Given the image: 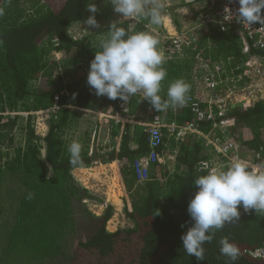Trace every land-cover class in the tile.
<instances>
[{"label":"trees","instance_id":"16d2710c","mask_svg":"<svg viewBox=\"0 0 264 264\" xmlns=\"http://www.w3.org/2000/svg\"><path fill=\"white\" fill-rule=\"evenodd\" d=\"M93 2L0 0L4 9V15L0 16V264H233L220 253L219 241L225 236L239 248L235 264H264L246 254L264 244V213L254 210L245 213L243 208L239 209L238 222L226 223L215 231L210 243L204 244V261L198 262L184 251L181 236L192 224L187 206L197 190L196 178L206 174L199 170V163L210 157L209 149L198 136L188 134L176 140L163 130L167 137L158 152L170 139L172 147L177 149V172L164 183L153 178L151 171L150 179L137 183L133 163L150 152L148 133L144 129L138 132L129 125L122 128L119 147L106 146L100 154H90L84 147L80 154L82 163H69L68 147L72 140L67 135L78 119L74 110L66 107L88 109L99 96L87 85L88 72L75 81H65L55 71L73 65L89 70L108 26L79 39H74L69 29L91 15L87 7ZM100 2L96 5L95 19L109 21L111 1ZM146 23L149 21L143 19L132 28L115 24L129 31H145ZM54 53L60 54L61 60L57 61L61 66ZM252 56L261 58L264 64V51L250 49L244 53L235 30L213 29L200 35L183 57H171L162 65L167 71L161 82L163 99H167L170 82L182 78L190 85L183 106L156 111L143 100L142 92L132 96L129 105L136 108L143 104L151 118L158 116L177 126L191 124L203 134L213 124L227 122L232 130L245 136H242L241 156L264 158L261 135L264 99L230 105L223 116H218V109L212 106L215 120H198L196 113L208 107L204 89L195 88V79H202L199 65L212 66L230 58L233 81L241 83L248 80L245 65ZM37 81H40L38 86L34 84ZM103 99L110 105L118 98L110 100L103 96ZM54 104L59 110L50 114L43 138L35 135L30 116L24 127L18 123V116L4 115L47 110ZM15 131H25L28 140L24 146L16 145ZM97 161L120 166L118 175L123 183L119 181L118 186L120 192L127 194L124 213L128 226L115 232L106 229L110 208L99 216L85 209L77 213L81 202L90 196L71 173L77 168H89ZM28 193H32V199H27Z\"/></svg>","mask_w":264,"mask_h":264},{"label":"clouds","instance_id":"9594fccd","mask_svg":"<svg viewBox=\"0 0 264 264\" xmlns=\"http://www.w3.org/2000/svg\"><path fill=\"white\" fill-rule=\"evenodd\" d=\"M235 2L238 4L235 10L238 22L249 26L264 24V0ZM111 5L113 11L121 17L145 19L153 25L162 22L163 4L160 0H111ZM87 10L91 15L83 24L99 28L95 19L98 11L96 4L90 3ZM3 15L4 9L0 7V16ZM227 16L228 20L233 18L229 9ZM158 44V39L150 32L129 31L111 23L105 37L99 42V50L90 61L87 85L96 96H106L110 100L119 98L124 102L142 92L143 100L156 111L170 106H183L190 85L182 78L170 82L166 100L160 95L161 82L166 78L167 71L162 66L164 58ZM81 150L82 145L77 141L69 145L71 165L82 163ZM194 183L197 190L187 206L192 224L181 236V240L184 251L202 262L205 260L204 244L210 243L215 231L222 229L226 223L238 222L240 208L245 213L250 210L264 213V162L250 167L247 161L237 158L227 168L210 167ZM27 199H32V193H28ZM219 243L221 255L235 264L239 248L227 236L222 237Z\"/></svg>","mask_w":264,"mask_h":264},{"label":"built area","instance_id":"2783aa9c","mask_svg":"<svg viewBox=\"0 0 264 264\" xmlns=\"http://www.w3.org/2000/svg\"><path fill=\"white\" fill-rule=\"evenodd\" d=\"M168 1L170 2L164 4L165 6H169L175 0ZM177 1L183 3L182 5L186 7H190L199 2H204L205 7L200 10L201 13L199 14V17L197 18L193 28L185 34H178L176 30L169 32L167 31L168 27L163 24L164 34L163 36H161V41L162 43L167 44L166 52L164 53L169 56L168 59H170L171 57H183L186 50L197 42V39L200 35L203 36L205 34H208L213 29L219 31H225L227 29L235 30L236 35L239 39H241L244 53H248L250 49H259L264 51V24H254L252 26H249L246 23L238 22L235 18V10L238 8V4L235 2V0H232L231 3L229 2V0ZM227 9L231 10L233 14V18L231 20H228ZM262 13H264V10H262ZM171 29H173V27ZM156 34L158 35L159 41L160 36L158 33ZM54 55H57V53H54ZM197 56L196 58L198 59L199 55ZM250 58L251 57L247 59V63L245 65L246 77L248 79H250L251 74L256 75L257 73L256 70H254L255 72H250L252 65V60H250ZM228 59L224 62L229 68L227 72L225 70L224 64L221 63L222 61L212 66L204 65V67H201V65H199L198 69L199 71L201 70L200 73H202V80L205 81V89L209 90V92L211 89L225 88L224 86H226L229 82L228 78L232 76V70L230 69L229 64H232V59ZM233 82L236 83L235 81ZM225 91L226 94L224 96H219V94H212V97H210L211 99L207 98L208 107L205 109V111L196 112L198 115V120H215V111L212 106H215L216 109H218V116H223L225 115L230 105H236L237 102L241 99H243L246 103H254L260 101L261 99H264L261 96V99L257 100L254 97V94L249 92L247 88L233 87L230 89H226ZM232 95L234 96V98ZM230 96H232L233 99L230 98ZM128 105L129 100L127 102H124L118 99L116 110H111V112H108L107 115H103V117H107V119L114 120L115 122L121 121L122 114H128ZM66 108H70L72 110L74 109L73 107L69 106ZM58 110L59 107L54 104L52 108L47 110L18 113L6 112L4 115L15 117L18 114H22L27 119L28 115L53 114ZM142 127L148 133L147 141L150 152L144 156L138 157L133 163V169L137 183H143L150 179L149 174L152 166L156 164H164L163 153H160V151L158 152V150L162 146V142L165 137H167L165 133H169L170 137L174 136L176 140L181 139L188 134L198 137L200 136L201 138H203L206 147L209 149L210 157L209 159H206L199 163V170L201 172L207 173V170L210 167L227 168L231 164V162L237 158L247 161L250 167H254L256 164L264 162V158H261L259 155H256L255 157H246L240 155L239 151L242 147L241 141L239 140V138L237 140L235 138L236 136L234 137L230 134V125L224 121H221L218 124H213L212 129L205 134L199 132L196 127L191 124L185 126L168 124L167 122H165V119L158 116L152 117V119L148 123L143 124ZM163 130H165L166 132L164 133ZM213 155L219 157L215 159L219 160V163H215L214 157H212ZM100 175L103 176L104 179H107L105 183H102L99 179L97 181V184L100 185H105L112 177L111 173H103ZM246 254L253 261L264 262V244L261 247L249 250Z\"/></svg>","mask_w":264,"mask_h":264},{"label":"rangeland","instance_id":"374dc122","mask_svg":"<svg viewBox=\"0 0 264 264\" xmlns=\"http://www.w3.org/2000/svg\"><path fill=\"white\" fill-rule=\"evenodd\" d=\"M93 1L95 2L96 5L101 3L100 0H93ZM160 2L163 4L162 19L168 25V29L173 27V29L171 30L172 31L176 30L178 34H185L189 30H191L197 18L199 17V14L201 13L200 10L205 7L204 2H199L190 7L183 6L182 5L183 3L177 0L173 1L169 6L164 5L170 2L168 0H160ZM111 12L112 15L109 18V21L97 19L100 25L99 28H90L89 26L83 24L82 22L77 26H74L73 28L69 29V33L72 35L74 39H79L97 33L100 30L107 28V26H109L111 23H116V24L120 23L121 25L123 24V26L127 24L129 27L131 26L133 27L135 24L142 22L143 20V19H130V18L121 17L119 14L115 13L113 9ZM155 26L157 25H153L149 22L146 23V26L144 28L146 32H150L151 34H153L154 32L152 30L153 27ZM154 34L158 39V35L156 33ZM163 34L164 32L159 33V36H163ZM166 47H167L166 44H162L161 37H159L158 49L162 54L164 61H166L169 58V56L164 53L166 52ZM60 57H61L60 54L54 55L56 61L57 60L60 61L61 60ZM250 60H252L250 72H255L254 70L257 71L256 75L254 74L250 75V79L245 80L241 83H234L233 80H235V77L230 76L228 78L229 82L226 85L227 87L224 86L225 88L211 89L210 92L209 90L205 89L206 86L204 80L201 79L200 81H198L195 79L196 82L195 88L198 90L200 87H202L204 89L205 94L208 95V99H211L210 97H212V94L213 95L219 94V96H224L226 94L225 90L233 87L247 88L249 92L254 94V97L257 100H260L261 96L264 98L263 60L259 57H253V56L250 58ZM224 62L225 61H222L221 63L224 64L225 70L227 72L229 68L227 67V64H225ZM59 64L61 66L60 62ZM230 65L231 63L229 64V67ZM88 71H89L88 68L85 66L73 65L67 68L66 70H63L62 67H59V69L56 70L55 72L59 73L58 75L56 74V76L63 78L65 81H75L77 80L76 78L83 77V75L85 74L84 72H88ZM50 74L51 73H48L47 75ZM34 84L38 86L40 84V81L39 83L37 81ZM203 89L201 90V92H203ZM232 96H230V98H232ZM73 110L77 115L78 121L76 127L69 130L71 132L69 133V135H67V138H69V140L70 139L72 140V141L70 140L71 142L77 141L82 145V148L87 147L88 152L90 154L93 153L100 154L101 151H103L104 147L113 146L112 143H114V137H116L119 132L116 129L117 126L114 125L115 123L110 122L111 120L107 119V117H103V115H107V113L111 112V110H116V103H112L109 105L103 99V96H99L92 101L88 109L79 110L78 108H74ZM17 116L19 117L18 123L19 124L22 123L23 126L25 127L26 117H24L22 114H18ZM29 116L31 118L30 124L33 127L35 135H37L40 138H43L48 130V120L50 119V114L28 115V117ZM230 134L233 135L234 137L236 136L235 138L237 140L239 138L240 141H242V136L245 137L242 134V132L237 133L236 131L232 130V128H230ZM167 135L169 136V133H167ZM261 135L263 136L264 139V130L262 131ZM13 137L16 145L19 146L21 145L24 146L26 144L25 142H27L28 140L26 138L25 131H23V133H19L18 131H15ZM171 146H172L171 139L167 140V142L165 143V147H166L165 149L171 148ZM160 152L163 153V150ZM208 153L210 152L208 151ZM42 156H44L43 151H42ZM90 173H93V170L90 171ZM103 173H105V171L103 170L95 171V174H97L98 177L92 178L90 180L89 179L90 174L88 171L80 172L82 176L88 178L89 180L88 182H83V183L82 181L77 180L75 178V180H77V183L80 184L81 188L87 191V194L90 196L89 199L87 198L81 202L82 205H80V207L78 208L77 213L81 209L83 210L85 209L88 210L90 213L92 212L95 215L99 216L101 213H103L108 208H110L111 217L106 223V229L110 232H115L119 228H124L128 226V219L126 218L124 213V208L127 202L126 200L127 194L125 192H120L118 184H116V182L114 183L113 180L111 179H109L108 183H106L105 185L97 184V181L100 179L101 176L100 174ZM107 194L110 195L109 198L111 199V201H109L108 203H106L107 199L104 198L106 197Z\"/></svg>","mask_w":264,"mask_h":264},{"label":"crops","instance_id":"0c3cea01","mask_svg":"<svg viewBox=\"0 0 264 264\" xmlns=\"http://www.w3.org/2000/svg\"><path fill=\"white\" fill-rule=\"evenodd\" d=\"M163 24L168 27V25L162 19V22L159 25L153 27L152 31L154 33H158V34L163 33L164 32ZM159 31H162V32H159ZM167 31L172 32L171 28L167 29ZM154 33H153V35L156 36ZM162 44H166V43H162ZM166 46H167V44H166ZM117 102H116V106H117ZM79 110H83V109H79ZM121 117H122L121 121H118V122H115L114 120L110 121L112 123H115L114 125L117 126L116 129L119 132L118 135L116 137H114V143H112V145L116 144V147H119V145H120L123 126L129 125L130 127H132V129L135 127V128H137L138 132H142L143 131L142 125L145 123H148L152 119L151 115H149V111L145 108V105H143V104L139 105V107H136V108H132V107H130V105H128V114L127 115L122 114ZM198 138H201V137L199 136ZM243 138H245V137H243ZM201 139H202V141H204L203 138H201ZM165 148L166 147H164V149H163V157H164L163 162H164V164H156V165L152 166V170H151V173H153V175H154L153 178H156L158 180V182H161V183H164V180L166 181L168 178H170L172 175L176 174V172H177V170L175 168V157L177 155V149L172 147V146H171V148H168V149H165ZM169 157H171V158H169ZM212 157H214L215 163L216 162L219 163V160H215V159L219 158L218 156L213 155ZM119 169H120L119 164H117L115 162L107 163L104 165V164H101L100 162L97 161V163H95L93 166H91L89 168L75 169L72 171L71 174H72L74 179L76 178L77 180H80L83 183V182H88L89 180H88V178L82 176V174H80V172L88 171L90 174L89 179L91 180L92 178L98 177L97 174H95V171H102L103 170V171H105L106 174L111 173L112 177L110 179L113 180L114 183L116 182V184H119V181H120V178L118 175ZM92 170H93V173H90V171H92ZM106 180L107 179H104L103 176H100V181L102 183H105ZM120 182H122V179ZM109 196L110 195L107 194L106 197H104L107 199V203L109 201H111Z\"/></svg>","mask_w":264,"mask_h":264},{"label":"bare ground","instance_id":"6f19581e","mask_svg":"<svg viewBox=\"0 0 264 264\" xmlns=\"http://www.w3.org/2000/svg\"><path fill=\"white\" fill-rule=\"evenodd\" d=\"M243 103H245V101H244L243 99H241V100H239V101L237 102V106L240 105V104H243Z\"/></svg>","mask_w":264,"mask_h":264},{"label":"water","instance_id":"95a60500","mask_svg":"<svg viewBox=\"0 0 264 264\" xmlns=\"http://www.w3.org/2000/svg\"><path fill=\"white\" fill-rule=\"evenodd\" d=\"M246 103V102H245ZM244 104V103H243ZM240 105H242V104H240Z\"/></svg>","mask_w":264,"mask_h":264}]
</instances>
